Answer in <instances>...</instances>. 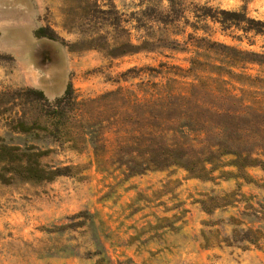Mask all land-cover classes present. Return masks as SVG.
<instances>
[{
    "label": "rangeland",
    "instance_id": "374dc122",
    "mask_svg": "<svg viewBox=\"0 0 264 264\" xmlns=\"http://www.w3.org/2000/svg\"><path fill=\"white\" fill-rule=\"evenodd\" d=\"M220 11L264 24V0H0V143L70 168L36 183L0 166V264H264V168L208 179L171 168L122 183L96 171L90 147L12 128L44 125L46 101L68 85L83 102L156 76L140 69L220 65L206 41L264 55V27L242 32L204 16L220 21ZM242 66L264 77V63Z\"/></svg>",
    "mask_w": 264,
    "mask_h": 264
},
{
    "label": "trees",
    "instance_id": "16d2710c",
    "mask_svg": "<svg viewBox=\"0 0 264 264\" xmlns=\"http://www.w3.org/2000/svg\"><path fill=\"white\" fill-rule=\"evenodd\" d=\"M218 15L223 19L204 16L221 25L233 23L242 32L258 33L264 27L245 16L239 19V13ZM241 22L258 28H241ZM206 42L208 49L220 52V65L193 59L187 70L165 64L140 69L156 76L140 82L136 90L118 88L83 102H74L68 85L61 98L52 104L46 101L44 125L17 121L12 128L22 133L40 128L78 152L90 147L96 171L122 183L171 168L197 179H208L225 167L243 175L246 169L264 168V77L238 70L242 65H262L264 55ZM27 93L44 98L34 89ZM43 154L0 143V166L13 177L36 183L69 172L67 166H42Z\"/></svg>",
    "mask_w": 264,
    "mask_h": 264
}]
</instances>
